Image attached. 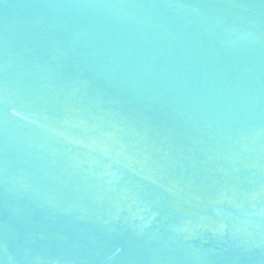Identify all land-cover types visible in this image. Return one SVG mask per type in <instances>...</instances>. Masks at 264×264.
I'll use <instances>...</instances> for the list:
<instances>
[{
	"label": "water",
	"instance_id": "water-1",
	"mask_svg": "<svg viewBox=\"0 0 264 264\" xmlns=\"http://www.w3.org/2000/svg\"><path fill=\"white\" fill-rule=\"evenodd\" d=\"M0 264H264V0H0Z\"/></svg>",
	"mask_w": 264,
	"mask_h": 264
}]
</instances>
